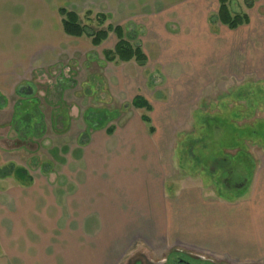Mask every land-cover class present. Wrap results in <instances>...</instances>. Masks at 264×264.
<instances>
[{"label": "rangeland", "instance_id": "obj_1", "mask_svg": "<svg viewBox=\"0 0 264 264\" xmlns=\"http://www.w3.org/2000/svg\"><path fill=\"white\" fill-rule=\"evenodd\" d=\"M135 1H18L22 7L18 46L8 52L5 49L11 48H4L1 65L8 108L0 114V168L14 163L32 179L56 172L50 181L62 173L78 181L82 175L78 151L95 126L89 117L106 113L110 120L105 128H116L128 139L130 129L146 132L141 122L146 115L156 132L149 135L147 130L145 154L133 153L132 159L137 158L134 165L147 170L140 181H166L167 202L193 192L210 205H220L223 200H235L248 187L252 189L249 195L253 194L257 183L264 186V0H252V8L247 0H230L232 15L247 14L251 20L237 30L217 20L218 0H166L160 8L128 9ZM153 1L140 5L152 6ZM63 7L95 31L122 28L126 39L143 49L145 65L106 58L118 42L114 32L99 47L85 36H66L58 12ZM3 12L0 7V17ZM10 74L18 80L8 82ZM25 83L36 88L34 97L41 113L32 124L44 126L41 137H22L23 128L9 120L20 100L15 85ZM137 97L153 111L134 108ZM109 141L100 140V149ZM130 145L138 143L131 140ZM102 162L104 166L107 160ZM21 184L7 181L1 185L10 191ZM144 205L154 210L150 200ZM167 234L164 231L158 238L133 235L125 249L114 254L103 248L112 245L104 237L94 249L84 244L83 262L129 264L141 258V253L159 260L180 250L219 264H264L262 249L237 261L223 251L196 249Z\"/></svg>", "mask_w": 264, "mask_h": 264}, {"label": "crops", "instance_id": "obj_2", "mask_svg": "<svg viewBox=\"0 0 264 264\" xmlns=\"http://www.w3.org/2000/svg\"><path fill=\"white\" fill-rule=\"evenodd\" d=\"M18 1L0 0L4 10L0 17V98H4L0 114L8 108L5 102L8 90L1 71L3 50L8 47L11 49L5 51H12L19 42L18 12L22 7ZM72 1L66 0L67 3ZM149 1L138 0L136 5L127 7L160 8L166 2L154 0L152 6L140 5ZM9 78L10 83L18 80L12 74ZM25 84L15 85V93L20 96L17 105L20 101L31 103V99H35L34 84ZM14 115L13 109L11 123ZM141 122L144 123L142 117ZM144 124L149 135L155 134V127L151 134L150 125ZM146 132L130 129L128 139H124L123 133L116 128L112 133L105 127L90 131L78 151V173H82L78 181H71L64 173L56 181H50L56 172L43 174L42 179L34 178L28 185L17 182L20 180L14 176L0 178V216L4 215L0 220V264H85L84 244L85 248L94 249L105 237L106 243L112 245L103 248L114 254L116 250L125 249L133 235L135 238L140 234H154L158 238L164 231L172 240L182 238L184 245L209 252L223 251L237 257V261L246 255H255L256 250H264V186L257 183L253 194L249 195L252 189L248 187L246 192L238 193L235 200H223L220 205L214 201L210 205L193 192L184 194L183 199L179 196L167 202L166 181H140L147 170L140 169L139 164L134 165L137 158L132 159L133 153L135 156L136 153L145 154ZM101 138L110 139V145L102 150L98 145ZM129 138L138 145H130V142L125 145ZM143 158L146 159V155ZM103 159L107 160L106 166L102 164ZM7 181L22 184L8 191L1 185ZM148 200L154 210L146 209L144 204ZM1 221L7 225L3 226Z\"/></svg>", "mask_w": 264, "mask_h": 264}, {"label": "trees", "instance_id": "obj_3", "mask_svg": "<svg viewBox=\"0 0 264 264\" xmlns=\"http://www.w3.org/2000/svg\"><path fill=\"white\" fill-rule=\"evenodd\" d=\"M248 7H254V2L252 0H247ZM230 0H218L219 10L217 13V20L223 25L229 28L230 30H237L238 28L248 25L250 23V18L247 14L240 15L235 14L232 15L229 9ZM59 15L62 18V28L63 32L68 37L74 38H82L86 37L91 40V44L94 47L101 46L109 37L110 32H114L118 38V42L112 51L106 52L105 56L110 61H121L128 63L130 61H136L139 65L144 66L147 61V56L145 55L143 49L139 46H133L131 42H129L124 36V31L120 27L109 26L106 30L95 31L91 28L83 26L80 23L79 16L66 8L59 9ZM15 106L14 108V120L13 124L18 126L19 128H23L21 131L22 137L29 136H37L41 137L45 128L41 123H33L32 121L34 117L40 116V109L38 108V102L36 99H31V103H21ZM132 106L136 109H145V111H152V107L141 97H137ZM24 107V108H23ZM23 108V109H22ZM89 120L92 124L95 123L94 129L103 128L106 125V122L110 120V118L106 117V113H100L94 115L93 117H89ZM142 120L144 123L150 125V133L153 134L155 132L154 127L151 126L150 117L143 115ZM17 127V128H18ZM20 128V129H21ZM115 128L107 129L109 133H112ZM39 132V134L37 133ZM14 176L24 185H28L31 183L32 178L29 175L28 171L22 167H16L14 163L9 164L5 167L0 168V178H7Z\"/></svg>", "mask_w": 264, "mask_h": 264}, {"label": "flooded vegetation", "instance_id": "obj_4", "mask_svg": "<svg viewBox=\"0 0 264 264\" xmlns=\"http://www.w3.org/2000/svg\"><path fill=\"white\" fill-rule=\"evenodd\" d=\"M140 257L129 264H219L212 259L180 250H172L167 257L159 260H152L145 253H141Z\"/></svg>", "mask_w": 264, "mask_h": 264}]
</instances>
